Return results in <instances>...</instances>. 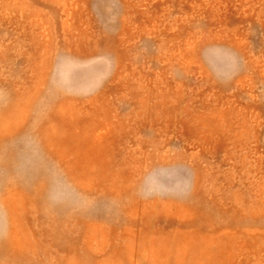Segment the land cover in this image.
<instances>
[{
  "label": "rangeland",
  "instance_id": "rangeland-1",
  "mask_svg": "<svg viewBox=\"0 0 264 264\" xmlns=\"http://www.w3.org/2000/svg\"><path fill=\"white\" fill-rule=\"evenodd\" d=\"M0 264H264V0H0Z\"/></svg>",
  "mask_w": 264,
  "mask_h": 264
}]
</instances>
